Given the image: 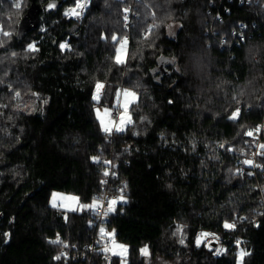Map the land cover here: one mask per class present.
Segmentation results:
<instances>
[{
    "label": "trees",
    "instance_id": "1",
    "mask_svg": "<svg viewBox=\"0 0 264 264\" xmlns=\"http://www.w3.org/2000/svg\"><path fill=\"white\" fill-rule=\"evenodd\" d=\"M22 1L6 25L7 48L17 55L9 64L0 56L8 74L0 82L7 105L0 107V264H121L100 251L78 263L55 259L62 249L84 252L100 227L128 246L126 264H145V246L175 264H237L238 240L248 253L243 264H264V169L236 174L240 151L252 144L245 133L264 112V0H90L78 22L64 17L75 0ZM126 5L135 15L130 28ZM170 23L179 24L173 37ZM113 34L129 37L125 64L114 63ZM97 81L105 83L100 105L110 109L118 90L137 93L124 132L99 127ZM129 141L135 147L125 152ZM104 160L126 199L104 222L90 226L92 210L50 205L53 192L91 204L108 177ZM225 221L236 224L230 233ZM202 231L221 236L223 255L196 247ZM57 234L67 248L49 243Z\"/></svg>",
    "mask_w": 264,
    "mask_h": 264
},
{
    "label": "snow or ice",
    "instance_id": "2",
    "mask_svg": "<svg viewBox=\"0 0 264 264\" xmlns=\"http://www.w3.org/2000/svg\"><path fill=\"white\" fill-rule=\"evenodd\" d=\"M89 0H75V4L73 7H70L69 9H67L64 13L65 16L68 17H77L79 18L82 13L83 10L87 7ZM13 6L15 9L19 10L22 6V3L20 2V0H14L13 2ZM56 4L50 3L48 5V8H55ZM130 11V9L125 8L124 9V21L127 22L128 20V15L127 13ZM154 15V14H153ZM25 24H27V20H25ZM158 27V25L153 24L152 26H150L145 34H144V38L147 39L148 35H150L151 31L153 30V28ZM43 30V29H42ZM11 35V33L9 31L4 30V25L0 24V37H9ZM104 39H108V37H103ZM111 42L114 46L115 49V54L113 57L114 63L117 65H122L124 63H126V54H127V46L129 43L128 37L126 35L119 37L115 34H113L111 36ZM5 43V40L0 38V47H3ZM69 46L66 43H62L60 44V48L61 50H64L65 48H68ZM27 51H38V49H36L34 44H29L27 47ZM11 55L13 57H15L17 54L15 52L11 53ZM11 88V86H9ZM105 85L102 82L97 81L96 85H95V92L93 95V100L96 101L97 103L100 102L101 99V95H102V90L104 89ZM20 92L16 91L14 93V98H19L20 97ZM33 95H37L35 93H33ZM138 100L137 97V93L135 91H131L129 89H123V90H118L115 93V103L113 105V108L109 109V108H104L103 111H101L100 108H96V116L97 119L100 122L101 128L102 130L107 133L108 135H111L113 130H115L116 132H123L125 131L126 127L128 125H131L133 123L132 120V115L130 113V106L134 103H136ZM45 103H47V101H45ZM0 107H7V105H2L0 104ZM17 107L19 108V105H17ZM113 111H118V120L116 119H112L111 118V114ZM239 109H237L236 111H234L231 116L229 117V119L231 120H236L239 116ZM108 118L107 120L105 118ZM261 130L260 128H256L254 131L253 130H249L245 133L246 136L248 137H253L255 138L256 134L259 133ZM220 147H224L223 144L220 145ZM258 148V152L256 153L257 155H261L264 156V143L258 144L256 146ZM228 151H234V149L229 148L227 149ZM241 154H243V150H241ZM92 160L94 162L99 163L100 162V158L99 157H92ZM103 163L105 165L108 166H112V162L108 161V160H104ZM242 163L244 165H248L251 167H258V168H262L264 169V165L261 164H256L254 162V160L252 159H245L242 161ZM110 172L108 168H105L103 175L105 177L109 176ZM112 175H115V173H111ZM236 174H240L243 175V170L242 169H237ZM252 172H249L248 175H252ZM107 183L106 180H102L101 184H105ZM124 187H127V185H125ZM120 195L116 198L113 199H109L107 201V207L104 209L103 212V216L101 217V219L103 220L104 218H106L109 213L114 212L115 211V205L119 202H126V199L123 195V189H120ZM57 201H61L63 203L58 204ZM79 202V197L76 196H65L62 195L60 193H53L52 194V199H51V205L53 208L56 207H65L68 208L69 210L75 211L76 208L72 207L73 204H78ZM80 209H90L93 212L96 211V209L98 207H103V204L101 202V200L99 198H93V201L91 204H82L79 205ZM65 219H67V217H65ZM244 219V218H241ZM223 227L226 230H234L236 227L235 222L233 223H229L228 221L224 222ZM176 234H180L181 235V239H180V243L183 244L184 243V239H183V226L182 225H177L176 227V232L173 233V235ZM8 235V234H5ZM208 237H212L213 240L218 241L219 237L215 236V234L213 233H208V232H202L200 233L197 238H196V245L199 247L201 245V243H203L205 240H207ZM103 242V248L102 251L104 253H109L111 252L112 255H116V256H120L122 258V262L121 264H125L123 258L126 257L127 254V246L123 245V244H119L117 243V241L115 240V230H113L112 232H107L106 229L104 227H100L99 229V240L97 241V243H101ZM49 243L51 244H58V245H62L64 248H67L68 245L61 240L59 234H57L56 238L53 240H50ZM242 242L241 241H236L237 246H239ZM211 241H208L207 243V247H209V249L211 250ZM224 251L223 248H217L215 250V253L217 255L222 254V252ZM141 255L144 256H148L149 255V250L148 247L145 246L144 248L140 249ZM248 255V253L246 251H244L243 249H241L238 253V259H237V264H243V258ZM61 256H66V253L61 252L60 255L56 256L55 259L59 260L61 258Z\"/></svg>",
    "mask_w": 264,
    "mask_h": 264
},
{
    "label": "rangeland",
    "instance_id": "3",
    "mask_svg": "<svg viewBox=\"0 0 264 264\" xmlns=\"http://www.w3.org/2000/svg\"><path fill=\"white\" fill-rule=\"evenodd\" d=\"M13 2H14V0H6L5 2H4V0H1V1H0V24L4 25V30L9 31V32H10V29H9L8 27H6V25L9 26V21H11V19H14L17 15H19V13L21 12V10H22V8H23V3H24V1L20 0V2L22 3V6H21V8H20L19 10H17V9L14 8V6H13ZM74 4H75V2H74ZM74 4L71 5L70 7H73ZM89 4H90V0H89V2H88L87 7L83 10V13H82V15H81L79 18H77V17H68V16H65V15H64V17H65L66 19L73 20V21H76V22L80 21V20L82 19V17L84 16V14H85L87 8L89 7ZM70 7H68L67 9H69ZM67 9H66V10H67ZM66 10H65V11H66ZM65 11H64V13H65ZM150 13H151V15H153L152 12H150ZM123 17H124V14H123ZM178 29H179V24H177V23H170V24H168L167 27H166V35L169 36V37H173V36L177 33ZM10 36H11V35H10ZM10 36H9V37H10ZM9 37H0V38H2V39L5 40L4 46H3V47H0V51H1L2 49H4V51L0 52V56L6 55V59H7V61H8V64H9V61H10V59H11V51H12V49H8V48H7V45H6V44L8 43ZM127 56H128V48H127L126 59H127ZM124 64H125V63H124ZM1 72H2V69L0 68V73H1ZM1 76H2V77H0V82H3V83L5 84V81H6L7 77H8V74L2 72V73H1ZM99 82H101V81H99ZM102 83L105 85L104 82H102ZM95 85H96V84H95ZM104 89H105V87H104ZM104 89L102 90L101 99H102V96H103V93H104ZM15 92H16V91L13 92V100H15V98H14V93H15ZM94 92H95V86H94L93 95H94ZM101 99H100V102H101ZM92 101H93L94 104H96V105L94 106V115H95L96 120L98 121L99 127L101 128V125H100L99 120L97 119L96 111H95V110H96V108H100L101 111H103V109H104V108H107V107H104V106L100 105V102L97 103L96 101H94V100H93V96H92ZM114 103H115V102H114ZM16 107H17V105H16L15 107H13V108H16ZM112 108H113V107H112ZM109 109H110V108H109ZM237 109L240 110V108H237ZM237 109H236V110H237ZM236 110H235V111H236ZM232 113H233V112H232ZM239 113H240V111H239ZM105 119L107 120L108 118L106 117ZM116 120H118V118H116ZM128 126H130V125H128ZM128 126H127L126 128H128ZM253 129H254V128H253ZM253 129H252V130H253ZM101 130H102V128H101ZM125 130H126V129H125ZM102 131H103V130H102ZM114 131H115V130H113V132H114ZM103 132H104V131H103ZM123 132H124V131H123ZM104 133H105V132H104ZM133 134L135 135L136 133L134 132ZM249 139H251V137H249ZM251 143H252V140H251ZM252 149H253V143L251 144V146L242 149V150H243V154H241V151H240V154H239L237 169H242L244 174H245V172H247V174H248L249 172H251V170H252V168H253V167H251V166L244 165V164L242 163L243 160L248 159V158H246V157H247L246 155H248L247 153L250 152ZM261 158H262V157H261ZM258 162L260 163L259 159H258ZM260 164H261V163H260ZM261 169H262V168H261ZM261 169H260V170H261ZM260 170H259V171H260ZM248 176H249V175H248ZM53 193H60V194L65 195V196H74V195H71V194H65V193H61V192H53ZM53 193H52V194H53ZM51 199H52V195H51V197H50V205H51ZM57 203H58V204H61V203H63V202H61V201H57ZM79 205H82V204L78 202V204H73L72 207H75V208H76L75 211H77V212H81V211H90V209H80ZM51 206H52V205H51ZM56 208H57V209H60V210H64V211H72V210H69L68 208H65V207H56ZM241 218H242V217H241ZM241 218L238 219V222H240V221L243 220V219H241ZM104 228H105V227H104ZM106 231H107V230H106ZM226 231H227L228 233H230L232 230H226ZM107 232H112V231H107ZM202 232H204V231H202ZM202 232H199V233L196 235V238H197V236H198L200 233H202ZM208 233H211V232H208ZM213 234H215V233H213ZM98 235H99V234H98ZM215 236L219 237V240H218V241H215V240H213V239L209 240V239L207 238V240H205L203 243H201V245H200L199 247H203L205 250L209 251L212 257H219V256H221V255H223V254L225 253V251H226V246H225V243H224V241H223V239L221 238L220 235L215 234ZM196 238H195V241H196ZM98 240H99V236H98V238L96 239L95 242H97ZM212 240L215 242L216 245L213 246V245L211 244V250H210L209 247H207L206 245H207L208 241H212ZM117 243H118V242H117ZM119 244H121V243H119ZM123 245H124V244H123ZM195 245H196V243H195ZM125 246H126V245H125ZM196 247H198V246L196 245ZM143 248H144V247H143ZM217 248H223V249H224V251L222 252V254L217 255V254L215 253V250H216ZM127 249H128V246H127ZM241 249H243V250L245 251L244 247L242 246V243L238 246V250H237V259H238V253H239V251H240ZM148 250H149V249H148ZM139 252H140V251H139ZM127 253H128V251H127ZM140 255H141V252H140ZM114 256H116V255H114ZM141 256H142V258H143L145 264H175V262H174V263H173V262H168V261H166V260H164V259H160V258H157V257H152L150 250H149V255H148V256H144V255H141ZM116 257H118V258L121 260V262H122V258H121L120 256H116ZM126 258H127V254H126V257L123 258L125 264H126ZM244 258H245V257H244ZM244 258H243V259H244Z\"/></svg>",
    "mask_w": 264,
    "mask_h": 264
},
{
    "label": "built area",
    "instance_id": "4",
    "mask_svg": "<svg viewBox=\"0 0 264 264\" xmlns=\"http://www.w3.org/2000/svg\"><path fill=\"white\" fill-rule=\"evenodd\" d=\"M247 3H249V2H247ZM125 8L130 9V11L127 13L128 20H127V22L124 21V24H125L126 28H130L134 24L133 19H134L135 15H134V12L132 10V5H126L124 7V9ZM124 15H125V13H124ZM242 30H246V27H240L239 31H235V32L232 33L233 40L236 39L240 35ZM128 40H129V37H128ZM220 44L223 45L224 44V40H222L220 42ZM118 114H119L118 111H113L112 114H111V118L112 119L118 118ZM256 128H260L261 131L256 134L255 138L251 137V140H252V143H253V149L250 152L247 153L248 155H246L247 156L246 158L254 160V162L256 164H260L258 162V159L261 158V157H264V156L256 154L259 151L256 146L258 144L264 143V112H262V118H261L260 122H258L256 124L255 128L253 129V131ZM134 147H135L134 142L133 141H129V142H127V143H125L123 145V151H125V152L129 151V150H131ZM107 168L109 169V172H110L109 176L106 178L107 183L103 184V188L104 189L96 197V198H99L101 200V202L103 204V207H98L95 212H93V211L91 212V217H90V220H89V225L90 226H95V225L105 221L106 218H104L102 220L101 217L103 216L104 209L107 207V201L109 199L116 198L118 196L117 195L118 192H120V187L118 185H116V184H113L116 181V175H112L111 174V173H113V166H108ZM260 169L261 168L253 167L252 170H251V172L253 173L252 175L255 177V173L257 171H259ZM208 239L211 240L212 237H208ZM211 242H212L213 246L216 245L213 240ZM103 246H104L103 242H101L99 244L97 242H94V244L90 245L86 250H84V252H79L76 249H74L73 252H70L71 250H69V249H62L60 251V254H61V252H64V253H66V256H62L64 259L71 260L74 263H78V262H83L84 260H86V257H87L88 254L91 255L92 253L100 251L102 253L103 259L106 262H110L112 260V258H113V255L111 254V252L104 253L102 251Z\"/></svg>",
    "mask_w": 264,
    "mask_h": 264
}]
</instances>
